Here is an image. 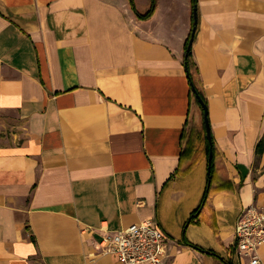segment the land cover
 <instances>
[{
  "label": "crops",
  "instance_id": "obj_1",
  "mask_svg": "<svg viewBox=\"0 0 264 264\" xmlns=\"http://www.w3.org/2000/svg\"><path fill=\"white\" fill-rule=\"evenodd\" d=\"M197 1L204 204L192 0L148 20L129 0H0V264H123L102 235L147 220L170 264H242L239 215L264 209V0Z\"/></svg>",
  "mask_w": 264,
  "mask_h": 264
},
{
  "label": "built area",
  "instance_id": "obj_2",
  "mask_svg": "<svg viewBox=\"0 0 264 264\" xmlns=\"http://www.w3.org/2000/svg\"><path fill=\"white\" fill-rule=\"evenodd\" d=\"M171 241L154 220L136 223L102 235L103 253L115 255L123 264H170ZM264 212L255 206L242 210L235 229V256L242 264H262ZM233 253L230 258L233 257Z\"/></svg>",
  "mask_w": 264,
  "mask_h": 264
},
{
  "label": "trees",
  "instance_id": "obj_3",
  "mask_svg": "<svg viewBox=\"0 0 264 264\" xmlns=\"http://www.w3.org/2000/svg\"><path fill=\"white\" fill-rule=\"evenodd\" d=\"M129 1H130V4H131V7H132L133 11L136 13L137 17L140 20H148V19H150L154 15V13H155V11L157 9V0H151V6H150L149 11L146 14H140L137 11L135 1L134 0H129ZM197 4H198L197 0H192L193 26H192L191 34H190L189 39H188L187 44H186V54H185L184 64H185L186 73H187V76H188V79H189V82H190V85H191V92L197 98V102H198L199 106L202 108V104H201L200 101H203L205 103V105H207V106H208V102H207V99H206L203 91L200 89V87L198 86V84H197V82L195 81V78H194V69H196V64H195V62L193 60L192 47H191L190 50H188V48L190 46V43H191V40H192V36H193L194 30L196 31V27H197ZM209 149H210V146H209ZM263 149H264V138L259 142L258 147H257V150H258L259 153L262 152ZM210 167H211V169H210V172H209V187H208L207 192L204 195L202 204H204L207 201V199L209 197V192H210L209 190H210V187H211V185L213 183V165L211 164ZM201 207H202V205H201ZM200 209H198L196 212L198 213L200 211ZM192 220L193 219L191 218V220H189V221L192 222ZM185 243L187 245L195 248V249L203 251L201 248H198V247L190 244L189 242H185ZM207 253L217 257L218 259H220L222 261L224 260V259H221L220 256H218L216 253H214L212 251H208ZM224 262L226 264H233L230 261L229 262L224 261Z\"/></svg>",
  "mask_w": 264,
  "mask_h": 264
},
{
  "label": "water",
  "instance_id": "obj_4",
  "mask_svg": "<svg viewBox=\"0 0 264 264\" xmlns=\"http://www.w3.org/2000/svg\"><path fill=\"white\" fill-rule=\"evenodd\" d=\"M194 37H195V30H194V33H193V36H192V40H191V43H190V46H189L188 50H190L191 47H192ZM200 102H201L202 108L204 110V122H205V127H206L208 140H209V143H210V146H211L210 155H209V163L211 164L212 159H213V148H212L211 125H210V120H209V110H208V106L205 105V103L203 101H200Z\"/></svg>",
  "mask_w": 264,
  "mask_h": 264
},
{
  "label": "rangeland",
  "instance_id": "obj_5",
  "mask_svg": "<svg viewBox=\"0 0 264 264\" xmlns=\"http://www.w3.org/2000/svg\"><path fill=\"white\" fill-rule=\"evenodd\" d=\"M257 208H258V207H257ZM258 209H259V208H258ZM259 210H261L262 212H264V209H261V208H260Z\"/></svg>",
  "mask_w": 264,
  "mask_h": 264
}]
</instances>
